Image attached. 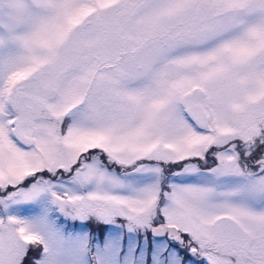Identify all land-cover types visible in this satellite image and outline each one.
<instances>
[{
  "label": "snow or ice",
  "instance_id": "6c2138e0",
  "mask_svg": "<svg viewBox=\"0 0 264 264\" xmlns=\"http://www.w3.org/2000/svg\"><path fill=\"white\" fill-rule=\"evenodd\" d=\"M0 264H264V0H0Z\"/></svg>",
  "mask_w": 264,
  "mask_h": 264
},
{
  "label": "rangeland",
  "instance_id": "374dc122",
  "mask_svg": "<svg viewBox=\"0 0 264 264\" xmlns=\"http://www.w3.org/2000/svg\"><path fill=\"white\" fill-rule=\"evenodd\" d=\"M93 230L95 231V228Z\"/></svg>",
  "mask_w": 264,
  "mask_h": 264
}]
</instances>
